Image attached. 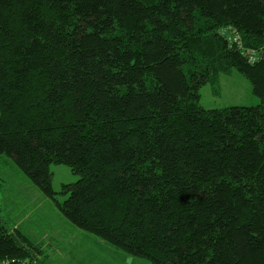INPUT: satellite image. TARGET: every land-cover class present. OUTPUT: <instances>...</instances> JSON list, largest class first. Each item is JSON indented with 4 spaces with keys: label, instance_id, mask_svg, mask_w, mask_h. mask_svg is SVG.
<instances>
[{
    "label": "trees",
    "instance_id": "obj_1",
    "mask_svg": "<svg viewBox=\"0 0 264 264\" xmlns=\"http://www.w3.org/2000/svg\"><path fill=\"white\" fill-rule=\"evenodd\" d=\"M228 26L263 48L264 0H0V160L150 264H264V58ZM234 68L260 102L202 106ZM26 233L0 218V264H48Z\"/></svg>",
    "mask_w": 264,
    "mask_h": 264
},
{
    "label": "rangeland",
    "instance_id": "obj_2",
    "mask_svg": "<svg viewBox=\"0 0 264 264\" xmlns=\"http://www.w3.org/2000/svg\"><path fill=\"white\" fill-rule=\"evenodd\" d=\"M200 94L205 108L253 106L260 102L252 82L236 68L221 74L217 83L202 86ZM52 173L56 191L79 180L67 165H52ZM57 197L60 201L65 199L61 194ZM0 218L12 229L21 220L20 228L44 246L48 264H150L75 226L54 200L45 196L15 165L2 159Z\"/></svg>",
    "mask_w": 264,
    "mask_h": 264
},
{
    "label": "built area",
    "instance_id": "obj_3",
    "mask_svg": "<svg viewBox=\"0 0 264 264\" xmlns=\"http://www.w3.org/2000/svg\"><path fill=\"white\" fill-rule=\"evenodd\" d=\"M220 33L228 40L230 44L237 46V48L249 62L255 63L264 58V47L260 49L246 47L244 45L242 35L235 27H224L220 29Z\"/></svg>",
    "mask_w": 264,
    "mask_h": 264
},
{
    "label": "crops",
    "instance_id": "obj_4",
    "mask_svg": "<svg viewBox=\"0 0 264 264\" xmlns=\"http://www.w3.org/2000/svg\"><path fill=\"white\" fill-rule=\"evenodd\" d=\"M21 220L20 221H18V223H17V225H16V227H20V225H21ZM40 244V243H39ZM41 245V244H40ZM44 247V246H43Z\"/></svg>",
    "mask_w": 264,
    "mask_h": 264
}]
</instances>
